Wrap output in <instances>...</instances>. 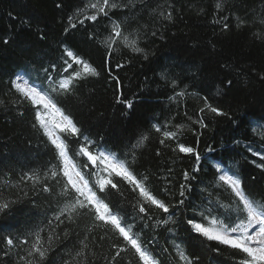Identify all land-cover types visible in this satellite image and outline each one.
<instances>
[{
	"label": "trees",
	"instance_id": "trees-1",
	"mask_svg": "<svg viewBox=\"0 0 264 264\" xmlns=\"http://www.w3.org/2000/svg\"><path fill=\"white\" fill-rule=\"evenodd\" d=\"M217 2L143 0L135 8L113 10L111 19L121 22L126 33L139 30L141 46L148 50L149 58L144 60L118 47L106 65V49L101 44L108 35V18L101 17L94 24L85 21V25L78 24L65 35L68 18L86 0H0V100L4 102L0 105V197L18 201L7 214H0V255L6 249L5 237L28 236L39 227L47 230L48 221L63 207L64 198L58 195L60 185L54 181H48L53 187L51 195L42 192L39 183L33 186L30 180L21 181L26 174L36 173L42 178L52 161L53 149L42 132L33 128V109L28 102L14 103L19 98L11 84L19 74L45 88L49 79L63 80L68 74L63 72L61 56L64 47H69L94 66L99 76L79 81L75 95L56 99L93 140L99 139L107 149L127 157L138 174L147 173L155 194L163 197L162 188L170 186L172 203L180 199L179 185L185 183L182 173H191L196 162L178 152L161 149L153 125L159 124L164 130L165 124L183 123L186 128L180 142L195 146L196 135L191 129L197 126L191 124L185 112L195 119L203 106L202 97L232 114L231 119L206 117L209 127L202 130L198 147L201 171L194 173L196 179L191 181L184 207L172 209L176 215L167 226L157 227L155 220L146 218L137 221V228L141 223L146 225L142 237L145 242L155 238L148 247L155 248L161 264H177L175 245L190 255H199V264H236L230 250L218 255L209 242L190 232L187 220L195 216L200 221L199 211L208 207L214 216L223 218L224 210L216 208L215 202L219 199L227 203L229 194L213 188L217 163L239 175L250 194L264 196V170L253 163L261 161L248 150L264 154V140L253 133V129L264 125L260 119L264 116V41L253 35L257 31L264 33V24L260 23L264 20V0H222L224 10L220 12L215 8ZM169 4L172 23L153 13ZM225 16L227 20L222 19ZM236 17L249 23L237 27ZM223 23L228 24L226 31L221 30ZM153 31L157 36L151 35ZM5 38L8 44L3 43ZM161 73H166L169 81H176V90L186 89L190 94L179 105L170 99L176 90L161 79ZM113 76L119 77L124 97L133 100L131 109L116 103ZM228 80L232 81L231 87H226ZM218 90L224 94L217 95ZM142 135H149L150 139L136 147ZM158 150L161 155H156ZM122 190L126 199L114 194L108 202L122 205L129 216L136 215L132 208L136 194L127 186ZM91 223L81 217L75 224L65 222L57 228L60 233L68 230L69 236L56 242L49 264L73 261L79 239ZM104 235L102 227L89 234L88 242L98 252L96 264H104L101 257L109 258L115 251L110 247L112 241L100 239ZM17 252L24 254L18 248L8 258L0 259V264H15ZM121 255L117 264H128L129 260L136 264L130 254Z\"/></svg>",
	"mask_w": 264,
	"mask_h": 264
},
{
	"label": "snow or ice",
	"instance_id": "snow-or-ice-1",
	"mask_svg": "<svg viewBox=\"0 0 264 264\" xmlns=\"http://www.w3.org/2000/svg\"><path fill=\"white\" fill-rule=\"evenodd\" d=\"M137 3H143V0H86L84 6L78 8L68 18L65 35L70 29L77 28L78 24L83 26L85 21L94 24L101 17H106L109 21L108 35L101 44L106 49V65L118 47L121 50L127 49L135 56L148 60L149 52L141 46L139 30L127 31L126 33L122 23L112 20L110 16V13L117 8L132 9L136 7ZM60 6L57 4V7ZM171 7V4L168 5V8L160 6L162 10L157 12L154 9L153 13L163 21L172 23L174 16L169 10ZM215 8L218 12L224 10L222 0H218ZM222 19L227 20L228 17L225 16ZM236 21L237 27H243L249 23L239 17H236ZM215 22L220 23L221 21ZM260 23L264 24V20H261ZM227 29L228 24L223 23L221 30L226 31ZM147 34L145 33V35ZM151 35L155 37L157 32L153 31ZM253 35L257 40L264 41V33L257 31ZM163 38L161 33L160 39ZM3 43L8 44V39L5 38ZM61 59L63 72L68 74L63 80L55 82L49 79L48 86L45 88L26 78L23 74H19L12 81L11 87L19 98L14 103L28 102L33 109V128L42 132L53 149L52 161L49 162L43 177L41 178L36 173L26 174V176H21V181L30 180L33 186L39 183L41 185L40 190L49 195L52 194L53 187L48 184V181H54L55 184L60 185L61 190L58 195L64 198L63 207L52 220L48 221L47 230L39 227L30 232L28 236L5 237L6 249L0 255V259L8 258L14 250L19 248L24 254L16 253L18 258L15 264H49L50 254L55 251L57 246L56 242L69 236L68 230L60 233L56 229L62 227L65 222L69 225L75 224L81 217H84L91 220L92 223L90 227L86 226V234L79 239V247L73 257L74 264H96L98 252L88 242L89 234L96 227H102L105 230V235L100 239L112 241L110 247L115 250L111 257H101L104 259V264H117V261L122 259V253L133 256L136 259V264H161L155 248L148 247V244L155 242V238L145 242L142 237L143 227L146 225L141 223L138 229L137 221L142 222L147 218L155 220L157 227L167 226L169 219L176 215V211H172V209L179 210L184 207L188 194L191 192V181L196 179L194 173L201 171L202 157L198 147L200 136L203 135L202 130L209 127L206 117L231 119L232 114L209 102L207 97H202L203 106L198 109L195 119L185 112V116L191 124L197 126L191 129L196 135L195 146H186L180 142L186 128L185 124L180 123L173 126L168 123L163 126L164 130L159 124L153 125L154 131L159 134L158 143L161 149L167 148L173 153L178 152L193 158L196 162L191 173L188 171L182 173L185 183L179 185L180 199L176 203H172L170 186L162 188L163 197L155 194L148 184L147 173L138 174L131 167L127 157L118 156L107 149L99 139L93 140L74 118L66 113L56 97L75 95L79 81L98 77L99 72L69 47H64ZM73 65L78 67L74 68ZM117 66L123 67L122 64ZM47 71L45 69V72ZM112 79L116 84V103L131 109L133 100L124 97L119 77L113 76ZM161 79L170 83L174 90L178 89L179 86L176 81H169L166 73H161ZM261 79H264V75L261 76ZM231 86L232 81L228 80L226 87ZM223 94L222 91H217V95ZM188 95L190 94L186 89L176 90L170 99L179 105ZM3 103L0 100V105ZM20 114L23 115V113ZM260 119L264 120V116ZM173 127L175 130H172ZM261 129H264V125H259L253 129V133L258 135L260 140H264V131ZM149 139V135H142L136 147ZM169 141L173 143H168ZM237 143L239 142L237 141ZM248 150L252 156L259 157L261 161V163L253 161L255 166L264 170V154L252 151L251 148ZM207 151L211 152L213 149L208 148ZM156 155H161V151L158 150ZM132 158L134 160V153ZM214 167L216 177L213 181V188L221 189L229 194L227 203L219 199L215 202L216 208L224 210L223 218L214 216L211 207L201 209L199 211L200 221H197L195 216L187 220V224L190 226L189 231L209 242L212 245V251L218 255L225 250H230L236 264H264V196L257 198L250 194L239 175L230 168L221 167L220 163ZM169 171L171 172V169ZM6 183H10V181ZM123 186H127L128 191L136 194L135 203L132 204V208L136 210V215L129 216L127 212L122 210V205L113 206L108 202L114 194L124 197ZM124 198L126 199V197ZM17 202L4 200L0 197V214H7ZM208 203L212 204V201L209 200ZM53 220L58 223L53 224ZM77 236L79 237V233ZM175 251L177 264H199V255H190L179 245H175ZM73 261H64L63 264H73ZM128 264H131L130 260Z\"/></svg>",
	"mask_w": 264,
	"mask_h": 264
}]
</instances>
